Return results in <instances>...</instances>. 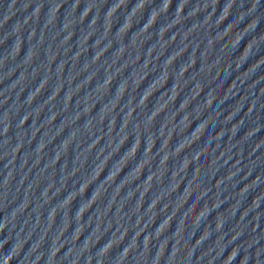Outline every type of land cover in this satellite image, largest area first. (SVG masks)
Here are the masks:
<instances>
[{
  "label": "water",
  "instance_id": "95a60500",
  "mask_svg": "<svg viewBox=\"0 0 264 264\" xmlns=\"http://www.w3.org/2000/svg\"><path fill=\"white\" fill-rule=\"evenodd\" d=\"M0 264H264V0H0Z\"/></svg>",
  "mask_w": 264,
  "mask_h": 264
}]
</instances>
